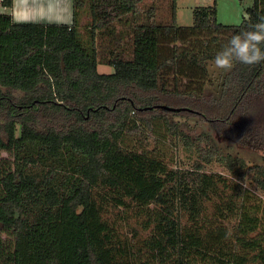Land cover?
<instances>
[{
  "label": "trees",
  "instance_id": "trees-1",
  "mask_svg": "<svg viewBox=\"0 0 264 264\" xmlns=\"http://www.w3.org/2000/svg\"><path fill=\"white\" fill-rule=\"evenodd\" d=\"M145 1L72 0L70 24L0 10V264H264V202L249 187L264 190V63L213 64L264 0L237 25L196 6L188 26L176 0L163 21ZM216 138L263 163L222 155Z\"/></svg>",
  "mask_w": 264,
  "mask_h": 264
},
{
  "label": "rangeland",
  "instance_id": "rangeland-1",
  "mask_svg": "<svg viewBox=\"0 0 264 264\" xmlns=\"http://www.w3.org/2000/svg\"><path fill=\"white\" fill-rule=\"evenodd\" d=\"M153 1L156 6V12H157V20L163 21V19L167 16V0H146L145 3L149 4ZM253 0H176V23L179 25L183 26H188L193 23V9L196 6H201V5H213L215 4V9H216V18L217 21L223 24H229V25H237L242 22V20L246 17V9L252 5ZM261 4V2H260ZM0 10H1V5H0ZM89 22V14L87 12L81 13L79 16V29L81 32L84 33L85 29L84 26L86 23ZM97 70L101 73H109L113 71V68L109 65L105 64H99L97 66ZM183 121H187L189 126L194 129V133L199 131L198 126L200 129L203 131L205 130L204 126L198 125L199 123L195 118H190V119H182ZM209 136L211 135V131L208 132ZM211 138V136H210ZM165 140V139H164ZM159 141L156 143V145H160L161 149L163 150L164 153H167L168 155H171L173 152L174 148L172 144L170 143L169 139H166V141ZM217 140V141H216ZM213 140L217 142V150L220 151V153L224 156L226 155H231L236 158H242L245 160V162L248 165H255V164H262L263 159L261 154H256L251 151L247 150H242L238 149L235 147L230 141H222L218 140ZM164 141V142H163ZM206 142L202 143L205 144ZM154 145V144H153ZM152 144L149 146L152 147ZM8 154L6 152H0V157H7ZM177 160L181 158L183 160V165L185 166H190L192 160L195 158V155H189L185 150H183L182 146L179 148V151L177 153ZM206 170H212L215 172H222L228 174V169L223 165L221 162H216L213 161L211 164L207 166ZM237 180L236 182H238ZM248 182V181H247ZM238 185L246 186L244 183H240ZM250 189L255 190V192L258 194V197H261L263 202H264V190H260L255 187V185H250ZM209 212H213L216 209L215 204L212 202H209ZM117 209H115L112 213H110V217L114 219L116 217ZM235 215L232 214V220L230 219V222L235 221ZM120 221V220H118ZM118 223V222H117ZM120 224V223H118ZM126 227V226H125Z\"/></svg>",
  "mask_w": 264,
  "mask_h": 264
},
{
  "label": "clouds",
  "instance_id": "clouds-1",
  "mask_svg": "<svg viewBox=\"0 0 264 264\" xmlns=\"http://www.w3.org/2000/svg\"><path fill=\"white\" fill-rule=\"evenodd\" d=\"M250 30L234 34L213 59L214 67L230 72L237 63L255 66L264 63V15L249 25Z\"/></svg>",
  "mask_w": 264,
  "mask_h": 264
},
{
  "label": "crops",
  "instance_id": "crops-1",
  "mask_svg": "<svg viewBox=\"0 0 264 264\" xmlns=\"http://www.w3.org/2000/svg\"><path fill=\"white\" fill-rule=\"evenodd\" d=\"M1 10L9 12L15 22H72V0H12L9 8L1 5Z\"/></svg>",
  "mask_w": 264,
  "mask_h": 264
},
{
  "label": "water",
  "instance_id": "water-1",
  "mask_svg": "<svg viewBox=\"0 0 264 264\" xmlns=\"http://www.w3.org/2000/svg\"><path fill=\"white\" fill-rule=\"evenodd\" d=\"M168 109H175V108H173V107H169V106H166ZM177 109V108H176Z\"/></svg>",
  "mask_w": 264,
  "mask_h": 264
}]
</instances>
